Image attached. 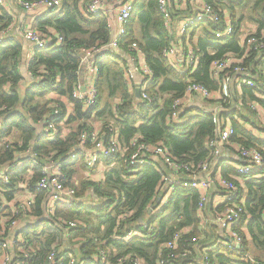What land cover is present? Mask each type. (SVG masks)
<instances>
[{
    "label": "trees",
    "instance_id": "16d2710c",
    "mask_svg": "<svg viewBox=\"0 0 264 264\" xmlns=\"http://www.w3.org/2000/svg\"><path fill=\"white\" fill-rule=\"evenodd\" d=\"M61 1L57 13L45 11L36 18L35 28L47 31L51 27L62 36V41L34 50L33 57L25 64L30 74L25 84L22 38L13 30L0 44V106L6 107L0 113V207L3 206L2 196L11 201L18 191H24L18 185L26 184L27 192L33 198L29 204L30 214L35 219L19 227L18 232L35 252L33 262L50 264L47 256L55 249L56 257L70 254L82 264H118L119 258L122 259L120 264H133L126 260L127 255L138 257L145 264L160 261L162 264H201L205 257L209 264H246L235 251L222 245L221 233L215 224L202 223L197 210L199 195L195 189L177 186L162 204L161 198L166 191V187L160 188L165 172L162 164L143 165L132 173L124 162L127 150L122 157L99 158H103L102 163L107 166L100 181L85 180L77 186L75 176L78 171L87 170L78 144L80 134L85 132L87 138L83 147H92L93 121L100 123L101 136L108 135L113 128L125 148H129L131 139L139 135L146 143L161 142L181 163L197 165L203 162L211 150L207 141L214 134L212 114L203 113L195 106L173 120L170 116L172 104L184 96L189 82L200 83L211 92L219 93L222 76L219 79L212 77L211 63L226 54L243 58L242 64L248 68L246 74L260 89V96L246 85H242L241 93H237L233 84L231 98L211 99L210 102H219L226 108L223 114L229 117L233 128L230 141L255 147L264 157V137H257L249 129L251 126L259 134L264 129L257 127V110L252 108L256 102L264 109V50L259 53L245 51L239 37L243 14L236 13L237 8L251 9L249 20L255 23L259 33L264 27V0H206L219 13L226 11L230 15L233 32L217 38L214 30L218 28L212 21L198 23L190 34L201 29L203 37L196 43L190 38V42L197 50L199 62L193 72L182 73L175 71L163 56L162 51L172 42V35L163 26L157 0H134L119 50L105 46L111 38L107 16L99 12L88 18L83 14L82 9L90 0ZM12 21L10 11L0 5V30L8 28ZM133 42L141 48L152 71L146 85V91L153 97L149 104L135 97L125 78V56ZM91 48H100L92 54L97 99L93 107L83 110L81 101L72 97V91L86 72V62H81V50ZM53 94L69 99L72 104L69 114L62 103L52 97ZM53 103L60 106L57 116L53 115L50 106ZM48 119L62 122L70 131L64 136L62 125L57 124L58 133L48 138L43 134L44 121ZM39 125L40 133L36 129ZM2 140L7 141L2 143ZM73 152L75 158H71ZM48 162H55L60 167L61 186L73 189L75 196L81 198L76 205L58 201L53 215L45 213L46 192L35 188ZM112 163L114 165L109 167ZM236 163L237 160L227 157L219 163V168L221 176L234 181L240 193L239 183L231 178ZM95 169L96 166L89 170L94 172ZM1 173L8 176V182L2 180ZM242 185L247 190L246 213L234 226L243 238L241 253L248 250L246 234L241 230L247 218L251 242L264 254V174L259 178H245ZM157 205L160 209L152 214ZM212 206L210 202L206 204L203 211L206 216L225 204L215 209ZM166 211L169 212L164 215ZM3 214L14 216L8 205H4L0 219ZM62 220H74L76 226L67 228ZM131 229L145 237L129 242L113 238L115 234L123 235ZM181 229H187V232L179 235L177 248H164V244ZM184 250L188 252L183 254ZM101 251L105 253V260L101 258ZM62 264H68V259Z\"/></svg>",
    "mask_w": 264,
    "mask_h": 264
},
{
    "label": "built area",
    "instance_id": "2783aa9c",
    "mask_svg": "<svg viewBox=\"0 0 264 264\" xmlns=\"http://www.w3.org/2000/svg\"><path fill=\"white\" fill-rule=\"evenodd\" d=\"M16 3L22 11L27 14H32L29 21L23 24V26L20 25L19 32L33 50L46 48L53 42L58 44L62 41V36L56 31L52 34L48 29L47 31H37L35 28V14L42 15L45 11L57 13L62 5L61 0H16ZM7 4L8 0H0L1 6L5 7ZM157 4L163 19V26L169 32L174 30L176 33V39L164 48L162 53L169 65L179 73L187 71L193 72L198 65L199 56L196 48L190 42L189 32L198 23L206 20L212 21L218 28L214 30V36L217 38L227 37L233 32L234 27L230 15L226 11L222 14L219 13L207 2H204L196 12L181 19L176 26L169 9L168 0H157ZM133 5L134 0H90V2L83 7L82 12L88 18L99 12L107 16V27L111 31V38L105 46L114 50H119L120 41L126 34L127 21L132 12ZM10 32V27L0 30V44L5 42ZM242 44L246 47L245 51L252 50L259 53L264 50V27L261 28L259 33L256 28L255 31L245 35L242 39ZM100 48L81 50V62H86V72L82 73L81 80L73 88L72 97L81 101L83 110L93 107L96 103L97 91L94 85L95 67L92 54L93 52L99 51ZM125 58L126 64L124 67V74L128 81L129 89L133 91L132 80L136 73H140L141 77L144 79V84L140 88L139 100L142 103H151L153 97L146 91V85L151 79L150 76L152 71L147 65L143 52L141 48L138 47L137 43L133 42L129 46V52ZM242 63L243 58L233 54H226L222 58L213 61L211 63L212 77L219 79L220 76H222L220 79L219 93L212 97V92L204 85L196 82H189L184 96L175 99L172 104L173 111L170 116L173 120H176L182 112L192 108L193 106L190 105L195 99L200 102L197 107H199L203 113L212 114L214 134L207 141L211 150L206 159L200 164L181 163L168 151L164 144L161 142L156 144L146 143L141 140L139 135L131 139L129 148H125L121 145L117 138L116 131H114L113 128H110L108 135L104 133L102 136L100 132L97 133L92 131L90 134L92 147L88 149L83 147L87 134L82 132L80 134L81 141L78 146L84 154V161L87 167L86 171L89 172V169H92L96 165H102L103 158L99 159L100 157L109 158L118 155L122 157L127 150L128 153L124 162L132 169V173H135L133 170L143 165L157 166L162 164V166L165 167V172H163L162 175L160 188L166 187V191L161 198L162 203L167 201V197L177 186L195 189L199 195L197 210L202 223L205 225L210 221L215 224L221 233L222 245L235 251L243 262L246 264H258L255 257L247 251L241 253L243 238L234 226L237 225L245 215L246 209L243 198L238 192L236 183L227 179L228 177L224 178L221 176L219 163L229 157L226 155L228 152H235L239 162L235 165V174H231V178L239 184H242L240 181H244L245 178H259L264 174V172H261V170L264 171V157L255 147H246L230 141L233 128L229 117L223 114L226 108L219 102H210L211 99L231 98L233 96V84L238 89L237 93H241L239 91L240 87L246 85L254 89L255 95L260 96V89L256 88L255 83L246 74L248 68L243 66ZM239 104L242 105V102H239ZM50 106L53 109V115L57 116L60 112L59 104L53 103ZM252 108L257 110L259 123L264 122V109L257 105L256 102H253ZM5 109V106H0V113ZM44 123L43 134L48 138H53L54 135L58 133L57 124H61L62 122L48 119L45 120ZM259 136L264 137V129ZM6 141L7 140H2L1 142L5 143ZM74 153L75 152L71 154V158H75ZM48 163L50 164L51 162ZM112 165L114 164H110V166ZM42 172L43 175L36 181L35 188L46 192L44 202L45 213L47 215L54 214L55 205L58 201L66 205H76V203H79L81 198L75 196L73 189L61 186L60 180L62 179V172L58 165L54 169L45 165ZM1 175L2 180L8 182V176L4 173H1ZM18 186L23 188L24 191H18L15 198L8 201V206L14 216L7 217L3 214L0 219V264H35L33 262L35 252L30 250L28 242L25 240L24 236L18 232L19 227L21 228L24 224L35 219V217L30 214L31 209L29 206L33 198L27 192L26 184H20ZM214 190L218 195L213 193ZM19 194H23V196H18ZM211 196L220 202L216 204V208L221 204H225V206L220 210H215L210 216H206L203 211L206 204L211 201ZM164 197L165 200H163ZM3 208L4 205L0 207V212L3 211ZM62 224L67 228L76 226L74 220H62ZM186 232L187 229L178 230L173 237L164 244V248H177L180 238L179 235ZM144 237L145 235L143 233L134 229L128 230L123 235L115 234L113 236L114 239L122 242H129L134 238ZM187 252V250H184L183 254ZM66 258L68 259V264H82L78 263L70 254L56 257L55 249H52L47 256L50 264H62ZM101 258L105 260V253L103 251H101ZM128 259L131 260L133 264H145L144 261L138 257L127 255L126 260ZM121 261L122 259L119 258L118 264H120ZM158 264H162V262L160 261ZM201 264H209L206 257L204 258V263Z\"/></svg>",
    "mask_w": 264,
    "mask_h": 264
},
{
    "label": "crops",
    "instance_id": "0c3cea01",
    "mask_svg": "<svg viewBox=\"0 0 264 264\" xmlns=\"http://www.w3.org/2000/svg\"><path fill=\"white\" fill-rule=\"evenodd\" d=\"M8 1H10V0H8ZM12 1L14 3H12V4L8 3L7 6H5L7 8V10H9L10 13L12 14V16H13L12 24L9 27L11 28V34H12V31L14 30V31H16L18 33V36L22 38V36H21V34L19 32L20 25L21 24H25L27 21H29L31 16H30V14H28L29 18L28 17L25 18L27 13L25 15L22 14L21 10L18 8L16 0H11V2ZM204 2H206V0H182V1L168 0L169 9H170V11L172 13V18H173L175 26L177 25V23L181 19H183L186 16L196 12L201 7V5ZM18 10H20V12H18ZM110 16H112V15H110ZM243 20H244V15H243ZM48 30L50 32H52V34L55 32V30L53 28H51V27H49ZM198 32H199V34L197 35ZM169 33L172 35V41L175 40L176 39L175 31L172 30ZM13 34H15V33L13 32ZM200 37H203L201 29H198L197 31H194L192 33V35L190 34V38L193 40L194 43H196L200 39ZM242 39L243 38L240 37L241 41H242ZM22 40H23V43H24L23 46H24V51H25V57L23 59V66H22L23 67L22 71H24V73H25L24 74L25 76L23 77V78H25L24 81H23V84H25V82H27L29 77H30V74L27 71L25 64H27L28 60H30L33 57L34 50L32 49V47L30 46V44L27 41H25L23 38H22ZM24 65H25V67H24ZM143 80L144 79L141 77L140 73H136L135 74V77L132 80V87H133V91L134 92H135V88L136 87H140L141 88V86L143 85ZM216 95H217V91L213 90L212 91V97L216 96ZM52 97H54V99H56L57 101L62 103V105L64 106L65 111H66L67 114H69L72 111V104H71V102L69 101V99L66 96L53 94ZM199 104H200V102L195 99V100H193V102L191 103L190 106L195 107V106H199ZM260 122H261V120H260ZM61 125H62V133L65 136L70 130H69L68 126H66V125H64L62 123H61ZM92 125L95 128V129H93V131H95L97 133L101 131L100 123L98 121H95L94 123L92 122ZM258 125L259 126H257V127H264V122H261V124L259 123ZM36 129H37L38 133H40L41 126L39 125L38 127H36ZM249 129L252 130L253 133H255V135L257 137L259 136V132L256 133V129L255 128H252L251 126H249ZM226 155L231 157L235 161L237 160V163L239 162V159L237 158V154L235 152L230 151ZM26 157H27V155L24 156V158H26ZM19 158H21V157L19 156L18 159ZM24 161H27V160L24 159ZM57 165L58 164H56L55 162H51L50 164H47V166L52 168V169H54ZM109 167H111V166L109 165ZM96 169H98V172L96 170H94V172H89V171L85 172V170H84V174L86 176L95 175L93 178L96 179V177H98V179L96 181H100L101 179H103V173L107 169V166L102 163V165H96ZM82 171L83 170H81L79 172H82ZM77 174L75 176V181H77L76 180ZM93 178H92V181H93ZM88 180H90V179H88ZM240 182L243 184V180L240 181ZM242 184H239V186L241 187V189H240L241 192L240 193H241V197L245 198L246 194H247V190L244 188V185H242ZM213 193H215V195H218L215 190L213 191ZM210 203H212V205H213L212 207L215 209L216 208V204H218L220 202L217 199H215L214 197L211 196ZM246 223H247V218H246V221H244V225L241 227V230L244 231V233L246 234V242H247V246H248L247 252L250 253L253 257H255V259L258 261V264H263L264 254H263V252H260L258 249H256L255 246L253 245V243L251 242V237H250L248 229L246 227Z\"/></svg>",
    "mask_w": 264,
    "mask_h": 264
},
{
    "label": "rangeland",
    "instance_id": "374dc122",
    "mask_svg": "<svg viewBox=\"0 0 264 264\" xmlns=\"http://www.w3.org/2000/svg\"><path fill=\"white\" fill-rule=\"evenodd\" d=\"M8 3L9 4H12V3H14L13 1L11 2V0L10 1H8ZM18 8L21 10V12H22V14H26L25 12H23L22 11V9L18 6ZM20 10H18V12H20ZM236 13L239 15V14H243L244 15V20L242 21V23H241V26H240V33H239V36L241 37V38H243L245 35H247V34H249V33H251V32H253V31H255L256 30V28H257V26L255 25V23H253L252 21H250L249 20V17H250V14H251V9H249V8H237L236 9ZM30 16H32V14H30ZM40 15H37V14H35V17L36 18H38ZM27 17H29V15L28 14H26V17L25 18H27ZM21 26H23V24H21ZM189 32H191V30L189 31ZM199 34V32L197 33V35ZM143 84H144V80H143ZM190 114H188V116H189ZM95 121H93V123H94ZM97 172H98V169H95ZM95 175H92V176H86L85 174H84V170L82 171V172H79L78 171V174H77V177H76V185L78 186L79 184H80V182L81 181H85V180H88V179H90V180H92V178L94 177ZM98 179V177H96V179H94L93 178V181H96ZM23 196V194H19L18 196ZM244 199L245 198H243V202H244ZM163 200H165V197H164V199ZM1 203L3 204V205H8V201L2 196V198H1ZM163 204V203H162ZM161 206V205H160ZM160 209V207L157 205L156 207H154L153 209H152V211H151V213L152 214H154L155 212H157L158 210ZM205 209V208H204ZM167 212H169V211H166V212H163V214L164 215H166L167 214ZM31 222V221H30ZM203 228H206V226H204Z\"/></svg>",
    "mask_w": 264,
    "mask_h": 264
},
{
    "label": "water",
    "instance_id": "95a60500",
    "mask_svg": "<svg viewBox=\"0 0 264 264\" xmlns=\"http://www.w3.org/2000/svg\"><path fill=\"white\" fill-rule=\"evenodd\" d=\"M139 96H140V87H136L135 88V97L139 99ZM151 210H149L150 212Z\"/></svg>",
    "mask_w": 264,
    "mask_h": 264
}]
</instances>
